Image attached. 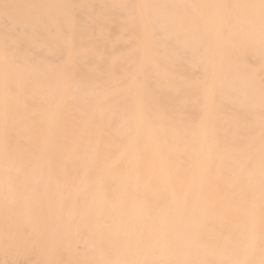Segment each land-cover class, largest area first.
I'll list each match as a JSON object with an SVG mask.
<instances>
[{
  "label": "bare ground",
  "instance_id": "bare-ground-1",
  "mask_svg": "<svg viewBox=\"0 0 264 264\" xmlns=\"http://www.w3.org/2000/svg\"><path fill=\"white\" fill-rule=\"evenodd\" d=\"M0 264H264V0H0Z\"/></svg>",
  "mask_w": 264,
  "mask_h": 264
}]
</instances>
